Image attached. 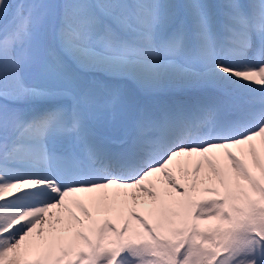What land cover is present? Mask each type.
<instances>
[{
  "label": "snow or ice",
  "instance_id": "snow-or-ice-1",
  "mask_svg": "<svg viewBox=\"0 0 264 264\" xmlns=\"http://www.w3.org/2000/svg\"><path fill=\"white\" fill-rule=\"evenodd\" d=\"M0 264H264V0H0Z\"/></svg>",
  "mask_w": 264,
  "mask_h": 264
},
{
  "label": "rangeland",
  "instance_id": "rangeland-1",
  "mask_svg": "<svg viewBox=\"0 0 264 264\" xmlns=\"http://www.w3.org/2000/svg\"><path fill=\"white\" fill-rule=\"evenodd\" d=\"M180 95V94H178ZM165 102H168V101H171V100H168L167 97L163 98Z\"/></svg>",
  "mask_w": 264,
  "mask_h": 264
}]
</instances>
